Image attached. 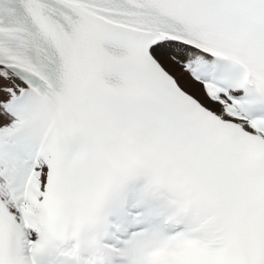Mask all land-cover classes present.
Returning a JSON list of instances; mask_svg holds the SVG:
<instances>
[{"label":"snow or ice","instance_id":"obj_1","mask_svg":"<svg viewBox=\"0 0 264 264\" xmlns=\"http://www.w3.org/2000/svg\"><path fill=\"white\" fill-rule=\"evenodd\" d=\"M0 264H264V0H0Z\"/></svg>","mask_w":264,"mask_h":264}]
</instances>
